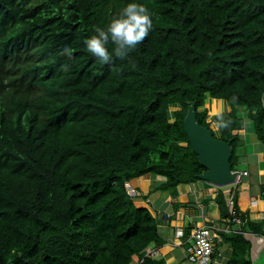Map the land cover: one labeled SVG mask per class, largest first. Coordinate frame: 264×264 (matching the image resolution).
Segmentation results:
<instances>
[{
	"label": "trees",
	"instance_id": "1",
	"mask_svg": "<svg viewBox=\"0 0 264 264\" xmlns=\"http://www.w3.org/2000/svg\"><path fill=\"white\" fill-rule=\"evenodd\" d=\"M131 2L152 30L101 64L84 41ZM233 96L232 124L213 132L230 141L232 169L237 108L264 153V0H0V264H165L148 254L163 243L157 218L125 185L197 179L188 107L210 128L206 100ZM217 199L222 217L246 220ZM244 230L222 234L227 264H250Z\"/></svg>",
	"mask_w": 264,
	"mask_h": 264
},
{
	"label": "crops",
	"instance_id": "2",
	"mask_svg": "<svg viewBox=\"0 0 264 264\" xmlns=\"http://www.w3.org/2000/svg\"><path fill=\"white\" fill-rule=\"evenodd\" d=\"M221 100H206L207 122L213 120L212 113L221 107ZM227 106L233 109L229 104ZM237 111L244 119L237 131L241 144L235 149L238 156L235 169L241 173L238 183L217 186L197 177L192 182L178 184L173 190H161L164 179L153 174H145L129 182L138 194L133 200L134 204L147 208L158 220V234L163 243L154 254L165 264H190L186 260V249L191 246L188 237L194 228L204 225L210 226L217 236L213 242V261L216 264H227L233 250L231 242L224 239L222 234L239 232L244 228L246 230L242 234L249 243L247 257L250 264H264V153L246 117V110L237 108ZM209 127L211 129V125ZM244 172L246 174H242ZM219 193L224 196L226 204L228 197L233 195L234 206L239 213H244L246 220L255 222L254 228H259L250 229L245 219L234 221L222 217L217 199ZM177 230H182L181 238L175 237Z\"/></svg>",
	"mask_w": 264,
	"mask_h": 264
},
{
	"label": "clouds",
	"instance_id": "3",
	"mask_svg": "<svg viewBox=\"0 0 264 264\" xmlns=\"http://www.w3.org/2000/svg\"><path fill=\"white\" fill-rule=\"evenodd\" d=\"M152 27L153 21L149 9L144 4L131 2L126 4L118 15L108 22L106 28L95 27V34L87 38L84 44L87 52L94 56L101 64H108L112 61L113 56L121 60L128 58L129 53L135 50L148 37ZM108 45H112L111 52ZM63 54L69 57L72 55L71 50L67 47H65ZM236 99L233 96L230 102L221 100V107L212 113L215 119L210 120L213 132L221 133L230 127L232 120L230 117L226 118V113L230 112L231 108L227 105L235 103ZM171 120L172 117L169 116V122ZM232 172H237V176H241V173L235 167L232 169ZM240 176L238 181H240Z\"/></svg>",
	"mask_w": 264,
	"mask_h": 264
},
{
	"label": "water",
	"instance_id": "4",
	"mask_svg": "<svg viewBox=\"0 0 264 264\" xmlns=\"http://www.w3.org/2000/svg\"><path fill=\"white\" fill-rule=\"evenodd\" d=\"M183 126L191 149L205 168L198 177L217 186L234 182L237 172H232L230 141L216 139L211 129L197 122L194 103L188 107Z\"/></svg>",
	"mask_w": 264,
	"mask_h": 264
},
{
	"label": "built area",
	"instance_id": "5",
	"mask_svg": "<svg viewBox=\"0 0 264 264\" xmlns=\"http://www.w3.org/2000/svg\"><path fill=\"white\" fill-rule=\"evenodd\" d=\"M264 104V99H263ZM242 174H246L245 172ZM239 176L234 183L239 182ZM126 191L132 198L136 197L137 191L131 186L130 183H126ZM233 195H230L227 199V206L231 213H233ZM234 221H238L237 218H232ZM210 226H200L194 228L188 237L191 242V246L186 249V260L190 264H216L213 261L214 254V238L217 236L210 230ZM183 236L182 230L175 231V237L181 238ZM155 252L148 251L149 255H153Z\"/></svg>",
	"mask_w": 264,
	"mask_h": 264
}]
</instances>
